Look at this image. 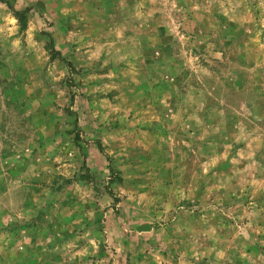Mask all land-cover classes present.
Masks as SVG:
<instances>
[{
  "label": "rangeland",
  "instance_id": "obj_1",
  "mask_svg": "<svg viewBox=\"0 0 264 264\" xmlns=\"http://www.w3.org/2000/svg\"><path fill=\"white\" fill-rule=\"evenodd\" d=\"M0 2V264H264V0Z\"/></svg>",
  "mask_w": 264,
  "mask_h": 264
},
{
  "label": "trees",
  "instance_id": "obj_2",
  "mask_svg": "<svg viewBox=\"0 0 264 264\" xmlns=\"http://www.w3.org/2000/svg\"><path fill=\"white\" fill-rule=\"evenodd\" d=\"M0 2H1V3H4V4H6V5H8V7H9L12 11L16 12V11L14 10L13 0H0ZM16 14H18V15H22L23 13H22V12H16Z\"/></svg>",
  "mask_w": 264,
  "mask_h": 264
}]
</instances>
